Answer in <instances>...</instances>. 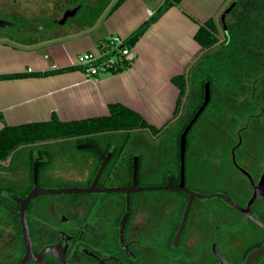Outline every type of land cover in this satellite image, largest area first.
I'll return each mask as SVG.
<instances>
[{"label": "flooded vegetation", "instance_id": "flooded-vegetation-1", "mask_svg": "<svg viewBox=\"0 0 264 264\" xmlns=\"http://www.w3.org/2000/svg\"><path fill=\"white\" fill-rule=\"evenodd\" d=\"M61 32L67 31L52 34ZM259 78L243 103L260 113L226 128L219 105L221 110L189 130L184 171L189 192L177 189L181 137L169 130L48 141L0 161V264H264V227L244 212L264 175V106L258 97L264 84L256 92L264 74ZM86 144L93 146L81 148ZM35 161L41 167L37 185ZM104 161L97 189L131 188L135 167L138 187L162 188L39 194L24 202L36 186L90 188ZM66 181L73 183L51 185ZM250 211L264 225V194Z\"/></svg>", "mask_w": 264, "mask_h": 264}, {"label": "crops", "instance_id": "crops-1", "mask_svg": "<svg viewBox=\"0 0 264 264\" xmlns=\"http://www.w3.org/2000/svg\"><path fill=\"white\" fill-rule=\"evenodd\" d=\"M232 1L182 0L179 6H172L132 46L130 67L118 73L89 76L77 59L84 53H99L101 44L114 36L128 39L164 0H125L92 28L77 27L51 40L36 32L38 42L32 45L12 37L15 42L0 40V76L79 67L46 76L0 80V130L6 125L48 122L53 116L61 122L108 116L112 104H122L149 125L158 129L167 126L175 134L180 90L172 79L186 74L202 55L195 39L200 26L210 19L221 23Z\"/></svg>", "mask_w": 264, "mask_h": 264}, {"label": "trees", "instance_id": "trees-1", "mask_svg": "<svg viewBox=\"0 0 264 264\" xmlns=\"http://www.w3.org/2000/svg\"><path fill=\"white\" fill-rule=\"evenodd\" d=\"M66 1L69 4V9L78 8V13L85 11V15L81 17L80 22V26L83 28H92L104 14V17L110 15L125 2V0ZM181 2L182 0H164V3L154 15L126 39L125 45L128 47L134 46L160 15L172 6H179ZM230 5H232V8L225 16L224 25L222 22L219 23L214 19H210L200 26L195 39L202 47V55L189 66L186 74L172 79L180 90L174 112V119L176 118L179 123V128L175 132L178 139L203 104L207 82L210 83L211 90V104L209 105H215L220 98V105L227 113L233 110L242 113L245 119L241 124L246 122L248 115L256 111L254 104L251 103L250 109H248V105L244 104L243 100L235 108L236 105H234L232 98L244 96V99L249 96L253 81L264 74V0H233ZM4 27H9L15 32L18 30L19 25L15 22L0 20V28ZM33 32H28L27 38L18 41L27 45L35 44L38 39L35 38L37 34ZM222 34L223 40H221ZM131 63L132 59L124 57L111 73H118L130 67ZM77 68L79 67L36 74H7L1 75L0 80L26 76H46L72 71ZM259 90L260 87L257 86L256 92H259ZM209 105L195 123L202 119V115L210 107ZM0 119L2 120L1 115ZM133 130L146 131L157 135L169 129L167 126L160 129L151 126L142 116L124 105L112 104L108 116L70 122H61L56 116H53L48 122L4 126L0 130V161L7 160L19 149L30 150L32 145L43 142L83 137L97 133L131 132ZM28 157H30L29 163L30 168H32L34 158L32 155ZM40 171L41 167H39V173Z\"/></svg>", "mask_w": 264, "mask_h": 264}, {"label": "rangeland", "instance_id": "rangeland-1", "mask_svg": "<svg viewBox=\"0 0 264 264\" xmlns=\"http://www.w3.org/2000/svg\"><path fill=\"white\" fill-rule=\"evenodd\" d=\"M68 7L69 4L66 0H0V20L15 22L17 25H19L18 30L15 32L9 27L0 28V40L15 42L12 40V38L17 40L27 38V33L32 31H34L35 34L37 32L41 37L46 35V40H51L54 38L52 32L55 30L64 29L70 32L77 27L80 28V22L82 19L81 17L85 15V11L79 12L76 16L70 18L68 22L63 25L56 24V22L62 18L66 10H71ZM44 27H47V29H44ZM44 37L45 36H43L42 39H45ZM223 39L224 37L222 34L221 40ZM263 84L264 81L259 82L258 86L261 87ZM243 97L244 96H239L237 98L233 97L232 99L234 105L239 106L238 104H241ZM258 97L260 100H263L261 103L264 106V90H261ZM243 102H245V100H243ZM219 105V101L218 103L216 102L215 107L210 105L207 111L202 115V120H205V118L208 115L210 116L213 111L217 110V108L220 109V107H218ZM236 111L237 110H233L229 111L228 113L225 110L223 111L225 113H222L221 122L226 126V128H228V124L230 122H237L241 124V122L244 121L245 118L243 117L242 113ZM255 112L260 113L259 109H257ZM258 121H260V119H258ZM90 170L91 169H88V174L91 172ZM68 183L70 185V183H73V181L52 183L51 185L66 186Z\"/></svg>", "mask_w": 264, "mask_h": 264}, {"label": "water", "instance_id": "water-1", "mask_svg": "<svg viewBox=\"0 0 264 264\" xmlns=\"http://www.w3.org/2000/svg\"><path fill=\"white\" fill-rule=\"evenodd\" d=\"M231 8H232V5H230L224 11V13L221 16V22H222L223 25L225 24V16L231 10ZM77 13H78V8H75V9H71V10L66 11L64 13V15H63V18L60 20L59 23L60 24H65L69 18H72V17L76 16ZM131 59H133V57H131ZM210 99H211L210 83L207 82L206 83V87H205V99H204V102L201 105V107L198 109V111L196 112L195 116L189 122L188 126L186 127V129L184 130V132L181 135V177L182 178H181L180 186L177 187V189L187 190L185 188V184H184L185 149H186V143H187V134H188L189 130L192 128V126L195 124V122L197 121L198 117L202 114V112L204 111V109L209 104ZM92 146H93L92 144H86V145H82L81 148H85V147L87 148V147H92ZM105 161L100 166L99 173L96 176V178H95V180H94V182H93V184H92V186L90 188H82V187H71V188H38L36 186L35 189L24 200V202H28L30 199L34 198L36 195H39V194H61V193H68V194H70V193L112 192V191H126V190L127 191H129V190H153V189L162 188V187H157V186L138 187L137 186V167H135L134 168V172H133V186L131 188H129V189L128 188H104V189H97V188H95V183L97 181V178L99 177V174L104 169ZM39 165H40V162L39 161H35L34 167H33V176H34V183H35V185H37ZM168 186H170V182H169V185ZM263 186H264V175H263L262 181H261V183L259 185V190H256L255 195L253 196V198L250 201L249 208L246 211H244V212L246 213V215L248 216V218H250L251 220H253L254 222H256L258 225L264 227V225H262L256 218L253 217V215L251 214V211H250V206L255 201V199L257 198V196L264 194ZM192 196L203 197V195L194 194V193L192 194ZM212 196H217V197L224 198V196L221 195V194H215V195H212ZM228 201H230V200H228ZM261 250L253 253L249 257L248 263Z\"/></svg>", "mask_w": 264, "mask_h": 264}, {"label": "built area", "instance_id": "built-area-1", "mask_svg": "<svg viewBox=\"0 0 264 264\" xmlns=\"http://www.w3.org/2000/svg\"><path fill=\"white\" fill-rule=\"evenodd\" d=\"M125 42L126 39L114 36L101 44L99 53L81 54L77 65L89 76L109 74L122 58L131 59L132 47L126 46Z\"/></svg>", "mask_w": 264, "mask_h": 264}]
</instances>
